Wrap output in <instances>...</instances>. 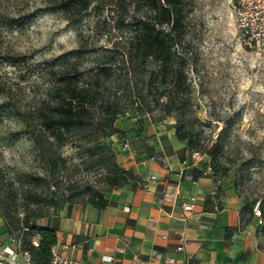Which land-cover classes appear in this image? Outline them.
<instances>
[{
    "label": "rangeland",
    "instance_id": "374dc122",
    "mask_svg": "<svg viewBox=\"0 0 264 264\" xmlns=\"http://www.w3.org/2000/svg\"><path fill=\"white\" fill-rule=\"evenodd\" d=\"M131 1L143 15V1ZM229 1L188 0L189 26L179 49L184 128L193 152L208 160L214 183L230 186L252 209L260 204L253 218L264 240V69L240 44ZM123 12L115 0H94L81 13L60 9L55 0H0V209L9 214V239L19 245L36 240L26 236L27 217L44 224L69 195L85 192L77 198L85 201L87 188H102L109 163L101 160L114 142L94 123L104 128V120L116 117L114 126L137 159L154 155L159 130L165 138L174 132L175 119L162 111L165 100L157 105L158 95L146 93V77L123 59L130 34L120 27ZM54 69L76 73L80 84L94 88L91 125L61 146L36 116L49 101ZM29 130L41 132L58 157L41 155Z\"/></svg>",
    "mask_w": 264,
    "mask_h": 264
},
{
    "label": "crops",
    "instance_id": "0c3cea01",
    "mask_svg": "<svg viewBox=\"0 0 264 264\" xmlns=\"http://www.w3.org/2000/svg\"><path fill=\"white\" fill-rule=\"evenodd\" d=\"M159 131L149 158L137 159L129 145L113 140L117 163L141 183L100 189L108 203L102 211L71 202L44 224L37 221L56 231L57 251L82 264H264L256 218L245 223L242 201L206 174L207 159L193 157L174 132L165 138ZM8 240L0 215V248Z\"/></svg>",
    "mask_w": 264,
    "mask_h": 264
},
{
    "label": "trees",
    "instance_id": "16d2710c",
    "mask_svg": "<svg viewBox=\"0 0 264 264\" xmlns=\"http://www.w3.org/2000/svg\"><path fill=\"white\" fill-rule=\"evenodd\" d=\"M94 0H55L57 7L62 10L74 9L77 13L85 11ZM116 4L124 11L120 21V27H127L130 30L128 39L125 42V52H121L125 63L134 70H138L146 77V93L148 95L157 94L156 104L163 98L165 102L161 104L165 117L175 119V124L169 125L174 130V138L186 145V148L193 152L194 141L184 128V95L181 89L186 84V75L184 72V63L179 49L185 41L186 29L189 26V2L188 0H142L143 15L138 14L137 4L131 0H115ZM152 66L147 70L148 66ZM103 73L106 68L99 70ZM68 70H52L51 75L54 84L51 87L49 101L36 110V116L42 126V129L51 132V138L59 145L67 142L70 134L75 130L82 133L89 127L91 120L94 88L90 84H80L76 75ZM108 115V107L105 112ZM116 117L108 118L102 123H94V127L106 131L104 138H113L124 143L120 138L122 130L116 128L114 123ZM29 135L37 151L44 156L50 154L46 143L48 139L35 130H29ZM217 146H214L216 148ZM115 148L109 150V158L102 159L101 163H109L107 174L103 177L102 188H120L130 183H141L131 170H126L119 166L116 158ZM52 159V158H51ZM109 161V162H108ZM55 166L56 162H51ZM28 180L34 181L35 177L27 175ZM101 188V189H102ZM91 192L85 201L77 198L85 193L79 192L68 196L66 203L86 202L98 211L104 210L108 203L100 189L91 190L87 188L86 192ZM243 203L242 213L246 215L243 219L249 223L253 217L252 206L242 199L239 194L236 195ZM38 201H42L41 196H37ZM1 216L5 221L7 232L11 230L9 214L4 208L0 209ZM40 219L41 216L36 217ZM26 236L35 235L36 240H24L20 249L29 252L35 264H48L50 260V251L57 244L56 231L48 227H41L35 223L32 225L30 219H25Z\"/></svg>",
    "mask_w": 264,
    "mask_h": 264
},
{
    "label": "built area",
    "instance_id": "2783aa9c",
    "mask_svg": "<svg viewBox=\"0 0 264 264\" xmlns=\"http://www.w3.org/2000/svg\"><path fill=\"white\" fill-rule=\"evenodd\" d=\"M229 6L235 18L236 27L239 33L240 44L251 53L257 65L264 69V0H230ZM123 149L128 148V143L122 144ZM193 157H201L199 152H193ZM211 168L208 167L206 174L210 175ZM212 177V176H211ZM195 198L184 206V211H192ZM260 204L253 207V215L260 216ZM216 210V208H215ZM67 249V247H64ZM179 246L177 251H182ZM121 252V251H120ZM105 262L115 263L113 257L103 256ZM0 264H35L29 252L20 249V245L13 239H9L6 246L0 248ZM48 264H82L73 261L66 255L58 252L56 246L50 251Z\"/></svg>",
    "mask_w": 264,
    "mask_h": 264
}]
</instances>
